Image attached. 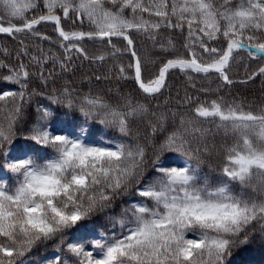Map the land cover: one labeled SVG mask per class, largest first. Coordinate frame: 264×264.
<instances>
[{"label": "snow or ice", "instance_id": "obj_1", "mask_svg": "<svg viewBox=\"0 0 264 264\" xmlns=\"http://www.w3.org/2000/svg\"><path fill=\"white\" fill-rule=\"evenodd\" d=\"M29 9L37 14L26 17ZM64 20L87 30L66 31ZM45 22L61 38L62 58L39 46V55L32 54L20 40L16 66L0 60V69L8 73L0 81L17 86L0 93V173L9 177L0 175V264H17L38 243L52 240L74 264H227L257 229L264 238V106L253 110L228 101L219 88L211 100L186 94L179 102L183 112L151 103L163 94L173 69L184 73L193 89L198 77L213 74L231 85L229 72L237 62L257 63L249 80L264 77V0H0L2 34L50 40L36 29ZM161 29L185 34L184 52L166 38L160 49L173 58L145 80L133 34H143L155 46ZM85 40L99 42L103 50L90 56ZM120 41L123 48L117 47ZM2 54L12 55L6 49ZM124 55L131 62L117 63L116 78L132 79L143 101L117 89L119 103L112 104L99 94H78L67 80L47 94L30 89L33 76L47 88L58 75L71 72L74 58L104 63ZM22 57L37 71L30 72ZM49 62L52 68L46 70ZM35 96L114 129L118 138L91 141L83 125L79 132L66 124L54 128L52 109L38 104L24 136L30 143L14 149ZM133 122L143 126V135L133 130ZM217 135L224 141L225 163L213 185L201 175V164L216 147ZM129 193L138 199L108 217L110 234L95 238L84 232L65 239ZM50 264H66L64 254Z\"/></svg>", "mask_w": 264, "mask_h": 264}, {"label": "trees", "instance_id": "obj_2", "mask_svg": "<svg viewBox=\"0 0 264 264\" xmlns=\"http://www.w3.org/2000/svg\"><path fill=\"white\" fill-rule=\"evenodd\" d=\"M33 10L29 9L25 12L26 17L35 15ZM147 15V14H145ZM153 19H156L153 17ZM13 22L19 23L14 20ZM62 26L66 31L72 30H87V25L83 29L79 25H73L70 20L62 21ZM36 29L43 36L50 37V40H43L38 37H33L28 33L17 34L15 38L0 33V60L10 66L15 67L17 64L15 54L20 50V40L24 41L27 45V49L30 53L39 55L37 46L43 49L45 52L51 50V52L63 57V50L59 47L61 38L58 33L54 31V25L51 22H45L38 26ZM171 37L175 43L176 49L183 53V45L186 42V35L182 34L178 30L169 31L167 29H161L160 39L154 46L150 40H148L143 34H133V39L136 45V51L141 56L143 62V78L145 80L153 79L159 70V67L167 60L173 58L171 52L161 51L160 43H164L165 39ZM82 46L86 49L88 54L97 55L102 51V46L99 42L85 40L82 42ZM125 42H117V47L123 48ZM6 49L11 56H4L2 50ZM25 65L28 66L30 72L37 71V68L29 63L27 57H22ZM131 62V58L128 55L120 56L117 60L109 59L104 63H91L81 58H74L72 63L75 65L71 72L61 73L55 78V82H50L47 88H43L35 76L30 78V89L35 88L38 92L50 93L55 87L59 89L63 85L64 81L71 82L72 86L77 90V93L83 95L91 92L93 95H101L108 102L112 104L119 103V99L116 95L118 89L121 93L130 92L134 98L143 101L144 97L139 92L136 83L132 79L118 80L116 78V65L122 63L127 65ZM256 62H237L232 65L229 72V78L233 81L231 85H223L215 75L213 74L210 79H205L202 76L195 80L196 88L193 89L191 82L186 79L184 73L179 70H170L167 75L166 89L163 90V94L155 101L151 102L159 104L160 110L166 109H178L183 112L184 109L180 106V103L185 95L196 97L200 100H211L217 97V88L220 89L219 95L223 96L228 101H238L245 105H251L253 110L264 106V77L256 76L254 79L249 80L248 77L257 69ZM52 65L49 62L45 65L46 70H51ZM109 69H112L110 72ZM59 72V68L56 69ZM127 74L132 76L133 73L130 69H126ZM6 69H0V76L7 75ZM96 76H108L109 79H101L97 81ZM17 86L8 82L0 81V93L6 90H16ZM200 89H210L209 92H201ZM168 103L165 105L164 101ZM147 102V101H145ZM40 104L46 107H50L54 113L52 119V126L54 128L68 125L74 127L79 132L80 126H86L89 129L91 141H105L118 138V134L114 129H105L101 125L95 122H86L84 118L74 111H69L63 107L52 104L46 96L33 97L32 104L25 110V119L22 121L18 129L17 139L14 142V149L19 150L21 148H27L30 142L24 140V136L27 134V129L32 121L36 118L35 108ZM155 110V109H154ZM212 127L211 125H207ZM133 130L139 129L143 135L146 131L142 125L133 122ZM159 139V138H158ZM223 138L221 135H217L213 143L215 148L212 149L210 156L203 157V163L201 164V175H207L211 184L215 185L221 179V168L225 163L224 153L221 145L223 144ZM230 144L231 141H228ZM151 155V153H150ZM182 163V161H179ZM7 170L5 169V172ZM0 175H4L0 173ZM10 175V174H9ZM8 175H4V179L7 180ZM249 194L251 190H248ZM138 197L129 193L128 195H120L115 199V202L109 209H106L104 213L94 216L90 221L86 222V227L73 229L70 231L65 239L75 240L76 236L89 232L92 237L98 238L99 233H111L113 229L109 223V216H116L120 213L123 207H126L129 202L137 200ZM118 231V230H117ZM90 237V238H92ZM58 240L47 241L38 243L30 252L26 253L23 257H20L17 264H50L56 255L64 254L66 264H74V261L68 259L66 255V249L63 252L58 253ZM227 264H264V238L261 237L259 230L252 235L247 244H240L237 246L230 257H228Z\"/></svg>", "mask_w": 264, "mask_h": 264}, {"label": "water", "instance_id": "obj_3", "mask_svg": "<svg viewBox=\"0 0 264 264\" xmlns=\"http://www.w3.org/2000/svg\"><path fill=\"white\" fill-rule=\"evenodd\" d=\"M167 78V77H166Z\"/></svg>", "mask_w": 264, "mask_h": 264}]
</instances>
